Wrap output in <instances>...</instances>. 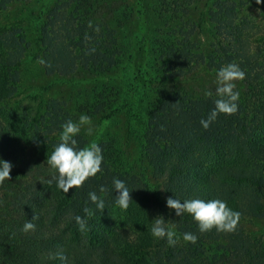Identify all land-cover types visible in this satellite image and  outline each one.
Here are the masks:
<instances>
[{
	"label": "trees",
	"instance_id": "16d2710c",
	"mask_svg": "<svg viewBox=\"0 0 264 264\" xmlns=\"http://www.w3.org/2000/svg\"><path fill=\"white\" fill-rule=\"evenodd\" d=\"M11 1L0 0V104L18 92L30 44L18 20L7 21ZM39 1L33 23L43 48L34 57L82 99L73 114L51 99L36 124L0 105V158L12 164L0 184V264H61L57 252L66 264H264V233L246 225L264 217V49L251 46L256 23L242 12L245 0ZM228 63L245 72L239 110L204 129L216 70ZM81 114L121 125L81 129L78 146H101L102 171L63 194L48 183L46 158L61 125ZM114 177L131 191L127 210L114 203ZM90 191L104 199L103 211ZM169 196L226 201L241 213L236 231L201 233L190 215L166 206ZM34 216L35 230L21 231ZM159 216L176 231L175 246L151 235ZM185 232L196 242H185Z\"/></svg>",
	"mask_w": 264,
	"mask_h": 264
},
{
	"label": "clouds",
	"instance_id": "9594fccd",
	"mask_svg": "<svg viewBox=\"0 0 264 264\" xmlns=\"http://www.w3.org/2000/svg\"><path fill=\"white\" fill-rule=\"evenodd\" d=\"M256 3H264V0H256ZM89 26H91V22H89ZM39 62L41 64L45 63L43 59ZM244 79L245 72L236 63H228L216 70L214 79L216 99L214 100V107L207 117L200 120V124L204 129H207L220 114L233 115L238 112L240 93L236 90V82ZM204 95L211 97L213 92L206 90ZM61 128L59 142L54 146L51 154L47 156L46 161L50 169L53 170L52 178L48 183L55 182L56 187L63 194H66L69 189L81 187L88 178L101 172L104 157L103 150L97 142L92 141L87 146L79 147L75 138L82 128H85L87 135H92L94 129L91 117L81 114L78 121L69 119L61 125ZM11 169L12 164L0 158V184H3L6 179L9 180ZM112 185L116 193L115 205L122 211L127 210L132 200L131 191L125 181L114 177ZM106 191L107 189L104 186L100 187L101 193ZM88 200L95 205L96 209L101 211L105 209V201L96 191L88 193ZM166 206L174 210L177 216H182L185 213L190 215L201 233L210 231L213 228L217 232H235L241 217L239 211L228 207L226 201L218 198L208 200L192 198L181 201L169 196L166 198ZM83 211L86 217L94 215V211L87 206L84 207ZM34 219H36L35 216L32 220H26L21 231L27 233L35 230L36 225L32 222ZM74 219L81 232L87 230V219L85 217L76 215ZM152 221L151 235L157 240H166L168 246H175L177 233L171 225L166 223L163 216H159ZM183 240L195 243L197 236L191 232H185L183 233ZM55 258L59 259L61 264L67 262V257L63 252H57Z\"/></svg>",
	"mask_w": 264,
	"mask_h": 264
},
{
	"label": "rangeland",
	"instance_id": "374dc122",
	"mask_svg": "<svg viewBox=\"0 0 264 264\" xmlns=\"http://www.w3.org/2000/svg\"><path fill=\"white\" fill-rule=\"evenodd\" d=\"M40 4L39 0H12L10 2V16L7 21L18 20L14 25L25 30L26 38L30 44L21 66L19 90L12 99L0 104L4 110L15 114L16 119L22 121L26 117H30L35 124L41 122L40 118L45 113L46 105L51 99L61 101L62 107L68 109L70 114L75 113L82 99L81 91L78 88L57 77L47 75L39 58L34 57V53L43 48L38 42L33 23ZM242 12L256 23V26L251 30L256 40L251 43V46L264 49V3L257 4L256 0H245ZM205 78L209 79V77ZM119 125L121 123L117 125L116 120L106 121L105 125L92 123L93 133L95 130L105 131L118 128ZM246 225L253 232L264 233V217Z\"/></svg>",
	"mask_w": 264,
	"mask_h": 264
}]
</instances>
